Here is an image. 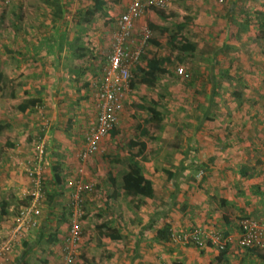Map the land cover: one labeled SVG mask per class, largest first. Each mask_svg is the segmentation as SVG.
Here are the masks:
<instances>
[{
	"label": "rangeland",
	"instance_id": "1",
	"mask_svg": "<svg viewBox=\"0 0 264 264\" xmlns=\"http://www.w3.org/2000/svg\"><path fill=\"white\" fill-rule=\"evenodd\" d=\"M105 1L103 11L93 17L86 13V7H88L86 5H91L92 0H82L78 7H63V9L58 0H45V2L43 0H12V4L16 5L19 2V5L9 8L11 4L9 3L0 8V33L6 28L11 29L19 25L25 33L28 32L27 29L35 27L37 39L42 33H45L49 38L53 35L62 37V42L65 40L67 43L65 45V52L68 54L65 57L66 63L76 70L72 73L68 72V77L62 81V87L57 92L53 91L55 107H51L50 114L46 106L39 104L31 111L33 113L31 117L28 115L17 117L19 111L14 104H9V109H7L9 111L6 114L8 118L1 120L8 124V127L7 129L4 128L0 142L7 138L17 144L20 143L18 149L8 150L6 154L1 153L0 155V181H3V184L0 185V200L7 198L10 202L9 209L12 207L21 209L22 206L30 203V196H21V190H27L31 186L27 169L35 166V144L44 138L43 134H49V130L45 132L47 123L43 124L41 120L47 118L51 124L52 117L56 118L55 134L62 133L57 138L51 136L52 139H48V142L52 144L48 149L45 148L43 160L39 166L43 186V196L39 205L41 214L37 225L30 231L25 240V242L31 239H35V241L29 248H25L26 252L20 257L17 264L62 263L66 233H68L76 216L73 215L75 206L73 195L76 192L75 180L78 177L76 171L80 165L77 154L83 147L84 136L88 129L87 122L94 117L93 110H91L94 105L90 103L91 99L89 100V97L82 98L84 93H89L88 96L91 97V92L86 89L83 83L93 79L96 76L95 72H98L99 67L104 63L109 51L108 43H110L114 31L113 20L115 21V18L124 11L128 0ZM233 1L235 0H168L167 7L161 10V16L153 15L152 17L149 12L145 14V18L140 22L141 28L146 26L150 19H157L162 22L161 24L156 22L161 27L158 29L160 32L157 38L159 45L149 44L151 47L149 55L171 54L173 61L166 67L165 72L156 76L154 86L141 83L136 78L135 88H132V92L129 93L121 115H119L116 133L107 135L100 143V151L84 162V178L86 182L93 185V190L84 193L79 198L81 199L78 205L81 212V216L78 217L81 224L80 240L82 237H87V242H91L93 239L85 229L86 224L81 221L87 202L90 206L96 203L97 207L100 203L99 207L104 209V212L112 211L113 215L111 219L106 220L105 213L100 214L97 211L91 217L92 223H102V219L110 221V223L112 220H115L116 223L119 221L125 228L128 225L131 230L136 229L129 231L128 236L138 235L139 230L137 228L146 223L144 222L145 219H147V224L144 227L148 223H153L154 219L151 216L148 218L141 217L144 221H138L140 215L133 210L132 205L128 203L125 197L112 199V185L107 178V173H112V171L103 158L105 154L118 153L126 159L128 143H133V136L137 135L142 119L148 116L145 111L137 107V104H152L151 100H153L157 103V108L163 117L161 128L157 129L153 124L148 125L150 133L157 135L158 139L152 140L146 136L142 137L147 143V148L143 153V158L139 160L142 165L140 171L147 176L152 174L154 167L160 168L163 165L170 167L174 161L178 162L181 159V162H188L192 168V178L202 183L207 172L206 163L209 164L210 157L213 155L208 153V150H211L213 145L218 146L223 143V145L228 146L237 143V138L229 130L233 131L237 125L232 111H236L239 105L234 97L237 93L241 94L247 87L243 82L253 77V71L249 65L264 64L262 55L264 53V39L262 43L259 42L261 41V32L257 30L254 33L258 28L257 22L264 20L261 14L264 9V0H241V3ZM209 3L212 6L211 23L206 18L209 11L206 5ZM38 4L40 8L36 7ZM230 7L231 11L229 12ZM226 11L229 12L226 19L230 20L233 24L232 27L236 24L239 30H242V32L237 30V35H232V38L228 36L229 39L227 40L221 37L225 27L219 23L221 19H219V15L225 14ZM36 12L37 14H35ZM84 17H86L85 20H83ZM35 19L36 23H33ZM179 24L184 25L185 34L187 37H191L197 45L195 56L186 58L183 62L178 60L179 53L177 50L173 51L165 45L169 31L176 29ZM208 28H211L210 38L206 37ZM53 42H56L55 47H57L56 38ZM250 43L253 44L251 51L249 49L246 51ZM80 48L83 49V56L80 55ZM145 55L147 56V52ZM180 67L183 69L181 73L178 71ZM77 87L78 89L82 88L83 91H78ZM52 125L53 123L50 129ZM190 131L194 133L193 139L191 137L192 140L188 135ZM204 131L206 133L210 131L211 136H209V143L205 144L206 149L200 151L197 146L201 142L204 143L208 137L202 135ZM39 135L41 138L38 140ZM176 137L182 140V149L185 150L189 147L187 153L181 155L165 148V142ZM195 144L197 149L191 152ZM53 165L59 169L61 184H57L53 177ZM127 165L128 162H126V167ZM180 167L182 169L184 166L181 164ZM11 172L27 178V186L19 187L20 183L14 184L15 178L13 179L14 183L5 182L6 179L11 178ZM128 172L127 188L132 190L133 196L136 198L142 195L141 186L137 185L134 180V174L137 171L129 167ZM101 177L107 182H102ZM154 177L160 181L159 176L153 174ZM99 192H102L99 200H89L90 197L95 196L94 198H97ZM87 208L90 209V207ZM87 214L89 211L84 212V215ZM7 217V215L0 214L2 234L3 227L8 225V223L4 224L8 221ZM245 217L248 216H242L241 219ZM11 218L9 219L11 220ZM39 221L44 223V225L40 224L42 225L41 228L38 227ZM168 222L169 231H173L168 239L173 245L181 243L200 248L211 241L216 245L219 252L224 253V249L218 245L226 241L222 231L205 233L190 223L189 225L180 223L178 229H171L172 222L170 220ZM2 224L4 225L2 226ZM164 226L165 224L163 228ZM57 233L60 235L56 236L55 241H48V237ZM194 235L198 237L201 244L194 240ZM214 239H216L215 242ZM80 240L74 246V258L71 264L81 256H86L87 252L82 253L78 249ZM237 245L239 251H247L239 244ZM19 247H23L22 244ZM77 251L82 254H78ZM88 253H92V251L89 250ZM153 264L181 263H176L167 257H160L156 258Z\"/></svg>",
	"mask_w": 264,
	"mask_h": 264
},
{
	"label": "crops",
	"instance_id": "2",
	"mask_svg": "<svg viewBox=\"0 0 264 264\" xmlns=\"http://www.w3.org/2000/svg\"><path fill=\"white\" fill-rule=\"evenodd\" d=\"M80 1L82 0H58L62 9L63 7H78ZM236 1L241 3V0H235L233 2ZM43 2H45V0H43ZM18 5L19 2H17L16 5L11 3L9 8H14ZM3 6L4 4L2 5L0 3V8ZM48 6H50L49 3ZM86 6L91 7L92 4ZM206 6L209 10L206 14V18L209 19L211 23L212 6L210 3ZM36 7L40 8V5L38 4ZM215 8H217V6H215ZM230 11L231 7L229 9V12ZM229 12L226 11L225 14L221 13L219 15V19L221 18L219 23L221 26L225 27V31L221 34V37L225 40L232 38L234 34L237 35V30H239L236 24L232 27L233 24L230 20L226 19V15L229 14ZM149 13L152 17L153 15L156 17L161 16L156 10H151ZM262 13H264V9ZM35 14H37V12ZM145 16L136 22V30L141 29L140 22H142ZM224 17L225 19H222ZM35 21L36 19L33 23ZM149 22L162 23L157 19H150ZM257 23L258 28L254 33H256L257 30L261 32V41H257L262 43L264 39V29L262 31H260V29L263 28L262 24L264 25V23L262 21H258ZM27 31L28 32L25 33L19 25H16L15 28H6L5 31H1L0 33V72L12 80L10 83L1 84L0 126H2V128L0 130V136H2L4 128L7 129L8 127V124L1 120L8 118L6 114H8L9 111L7 110L9 109V104H14L19 111L17 117H22L24 115L31 117L33 114L31 111L39 104L46 106L50 114L51 107H55L53 102V97H55L53 91L57 92L58 89L62 87V81L68 77V72L72 73L76 71L66 63L65 57L68 54L65 52V45L67 43L65 40L62 42V37L53 35V37L49 38L45 33H42L37 39L35 36V27H31L27 29ZM185 32L186 31H184V33ZM206 32V37L210 38L211 28H208ZM239 32H242V30L240 29ZM158 37L159 35L157 38ZM55 38L57 39V47H55L56 42H53ZM188 39L193 42L191 37H188ZM72 40L74 41V38ZM109 44L110 43H108V48ZM165 45L167 46L166 43ZM252 46L253 44L250 43L246 51L247 49L251 51ZM148 48L151 51V47L149 46ZM80 51V55H82L83 49L80 48ZM150 51L147 50V56L150 54ZM262 55L264 58V53H262ZM249 67L252 68L253 77L243 82L248 88H244L240 96L234 97L239 105L238 109H241V112L238 109L232 111L237 125L235 124L236 126L233 128V131L231 129L229 130L237 138V143L228 146L223 145V143L218 146L213 145L212 149L208 150V153L213 155L210 157L209 164L206 163L207 172L202 183L192 178V168L188 165V162H181V159L178 160V162L174 161L170 167L164 165L160 168L154 167V171L151 175L147 176L144 174L145 177L151 180L154 193L151 198L144 195L137 196L135 199L138 201L139 206L137 210H133L140 215L138 221L140 220L142 222L143 217L148 218L150 216L154 220L152 224L148 223L146 227L144 226L147 224V219H145V221L143 220L146 223L142 224V227L137 228L139 230L138 235L128 236L129 231H135L136 229L131 230V227L128 225L127 228H125L119 221H117L118 223H116L115 220H112V223L106 221L112 218V211L108 213L104 212V209L99 207L100 203L97 207L96 203L90 206L87 202L86 210L83 211L81 221L86 224L85 229H87L93 239H91V242H87V237H82L78 244V249H80L82 253H87L86 256H81L76 262H73V264H153L155 259L160 257H167L181 264H264V249L256 248L255 251L247 250L241 252L237 245L240 235L238 221L242 216L251 217L261 224H264V64H251ZM88 82L83 83L86 89H88ZM133 88H135V86ZM77 90L80 92L83 91L82 88L78 89V87ZM130 92H132L131 86L125 101ZM88 94L84 93L82 98L86 99L89 97L90 100L91 97L90 95L88 96ZM29 97H38L41 101L32 108L20 111L18 105L24 98ZM90 103H92V100H90ZM141 104L144 105V103ZM141 104H137V107L139 108ZM91 110H93L94 113L93 106ZM85 113L88 114L87 112ZM225 114L227 115V112ZM55 119L56 118L52 117L50 120V122L53 123L51 129L50 126L52 123L50 124L47 118L41 120L43 124L47 123L45 132L49 130V134H43L46 149L52 144L48 142V139H52L51 136L57 138L59 134L62 135V133L55 134L56 129L54 124L57 122ZM91 121H93V117L87 124L91 123ZM188 135L190 136V140H192L194 133L190 131ZM202 135H204V137L207 135L208 137L204 143L201 142L198 146L196 144L193 145L191 152L195 151L197 147L200 151L206 149L205 144L209 143V136H211V133L210 131H208V133L204 131ZM173 139L178 138L176 137ZM168 141L165 142L164 146H166ZM19 144L13 142L11 139H4L0 142V155L1 153L6 154L8 150L18 149ZM187 148L185 150L182 149V140H180V148L171 151L183 155L188 152ZM181 164L184 166L182 169L180 167ZM139 166L141 167L142 165L139 164ZM124 168H127L126 162H124ZM238 169H242L241 171H244V174ZM111 171L112 174L115 175L116 171L113 169ZM153 174L159 176L160 181H157L156 177L153 178ZM10 176L11 178L6 179L5 182L14 183L13 179L15 178L16 182L14 184L20 183L19 187L27 186V178L21 177L13 172L10 173ZM101 181L104 183L107 182L104 181L102 177ZM119 182L121 183V180ZM2 184L3 181H0V185ZM123 190L124 189H119L121 194L115 198L112 197V199L124 198L125 196L122 193ZM101 193L102 192L98 193L97 198H94V196L93 198L90 197L89 200H99ZM81 196L83 195L80 194V197ZM1 200L8 199L5 198ZM152 202L156 203L153 204ZM87 207H90V209ZM13 208L14 207L8 208V210L11 211ZM88 211L89 214L84 215V212ZM97 211L100 212V214H102V212L105 213L106 220L102 219V223H92L90 221L92 220V215ZM11 216L13 217L14 214L7 217L8 221ZM41 220L43 221V219ZM168 220L172 222L171 229H178L180 223L185 225H189L190 223L193 227H197L205 233L222 231L224 239L226 240L224 243V253L219 252L216 245L211 241L205 243L203 247L196 248L189 244L183 245L181 243H176L173 245L169 242V239H156L157 231L162 229L164 224L169 223ZM8 221L4 224L8 223L9 225L11 220ZM42 221H39L38 224L40 228L44 225ZM4 224H2V226ZM99 224H104L106 226L103 229L105 231L107 228L115 229L121 237L113 240L105 236L102 237L98 229H96ZM153 225L154 227H152ZM1 231L2 229L0 233ZM172 233L173 231L170 234ZM59 235V233L56 234V236ZM34 241L35 239H31L22 244L23 247L18 246L19 251L15 250L13 257H11L6 264H17L20 257L26 252L25 248H29ZM213 241L215 242V239ZM165 247H167V249H164ZM89 250H91L92 253H88ZM77 253L80 254L78 251Z\"/></svg>",
	"mask_w": 264,
	"mask_h": 264
},
{
	"label": "built area",
	"instance_id": "3",
	"mask_svg": "<svg viewBox=\"0 0 264 264\" xmlns=\"http://www.w3.org/2000/svg\"><path fill=\"white\" fill-rule=\"evenodd\" d=\"M11 2L12 0H0L1 4L6 5ZM167 5L168 0H128L124 11L115 18V27L106 59L99 67V71L95 72L96 76L91 78L87 84L94 105V117L93 121L88 124L83 147L77 154L80 165L76 171L78 177L75 180L76 192L73 195L75 205L73 215L76 216L65 237L61 264L72 263L74 246L81 238V224L78 220L81 216L80 209H78L81 201L80 194L83 195L93 190V185L86 182L84 178V162L100 151L101 141L118 124L119 115L130 89L133 71L141 62V57L145 54L146 46L152 37V31L147 25L136 30V22L147 12L162 10ZM178 71L181 73L183 69L180 67ZM35 148V166L27 169L31 186L27 190H21V196H30V203L19 209V212L11 218V223L3 228V234H0V264H6L10 260L16 248L23 244L30 231L37 225L41 214L39 205L43 196V186L39 166H41L46 148L43 138L35 144ZM239 230V246L245 249L253 247L264 249V224L245 217L239 222ZM193 238L201 244L196 235ZM218 245L221 249L225 248L224 243Z\"/></svg>",
	"mask_w": 264,
	"mask_h": 264
},
{
	"label": "trees",
	"instance_id": "4",
	"mask_svg": "<svg viewBox=\"0 0 264 264\" xmlns=\"http://www.w3.org/2000/svg\"><path fill=\"white\" fill-rule=\"evenodd\" d=\"M106 4L105 0H92V6L88 7L86 9V13L90 16H95L97 13L103 11V7ZM156 12L161 14V9L156 10ZM59 14V9H58ZM262 14V18L264 17V13ZM86 17L83 18L85 20ZM264 23V20H262ZM258 24V23H257ZM263 28L260 29L262 31L264 29V25L262 24ZM115 27V25H114ZM148 27L152 31V37L149 39V44H153L158 46L159 42L157 40V36L160 34L159 32V25L155 22H149ZM149 44L146 47V52L149 50ZM166 44L168 47L171 48V50H177L178 51V60L180 62H183L186 58H193L195 56L197 45L194 42H191L188 37L184 33V25L179 24L176 29L169 31V37L167 38ZM142 62H140L133 73V77L130 81V86L133 88L135 86V80L136 78L139 79L141 83L147 84L149 86H154L156 76L160 74L161 72L166 71V66L170 65V63L173 61L172 55L167 54L163 56H154V55H148L145 54L141 57ZM12 80L8 77H6L3 73L0 72V89L2 88L1 84L10 83ZM240 93H237L236 96H240ZM40 98L38 97H29L24 98L23 101L18 105V108L20 111H25L28 108H32L40 103ZM139 108L144 110L148 116L144 117L142 119V124H140L138 127V134L133 136V143H128V155L126 159H124L120 154H105L104 160L107 163L109 169L115 170V175L108 172L107 177L110 181V184L113 188V198L119 196L121 193L119 189L123 188V195L126 197V200L130 205H132L134 210L138 209V201L133 196L132 190L130 188H127V174L129 167L132 170H136L137 173L134 174V180L135 183L139 186H141V194L151 198L154 193V189L152 186V182L149 178L144 176V173L140 171V158H143V153L147 147V144L144 140L141 139V137L146 136L149 139L156 140L158 139L157 135H153L150 133L148 129L149 124H153L155 128L159 129L162 127V114L161 111L157 108V103L155 101H152V104H141L139 105ZM2 126H0L1 130ZM117 125L110 131V135H114L116 133ZM168 150H178L180 148V139H172L166 143L165 146ZM128 162L127 168H124V162ZM53 177L55 178V181L57 184H61V177L59 176V169L57 166L53 165ZM242 174H244V171H241L242 169H238ZM169 175V173L167 172ZM121 180V183L119 182ZM10 202L8 200H1L0 201V214L2 215H15L19 212L18 208H13L11 211L8 210ZM104 227H106L104 224H99L96 229H98L99 234L102 237H106L110 240L113 239H119L121 236L120 234L112 228H107L106 231L103 230ZM169 224L166 223L164 228L159 229L156 233V239H168L170 236L169 231ZM52 237H48V241L52 242L55 241L56 234H52ZM25 241L23 242V244ZM247 250L255 251L256 248H247Z\"/></svg>",
	"mask_w": 264,
	"mask_h": 264
}]
</instances>
